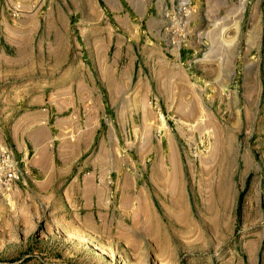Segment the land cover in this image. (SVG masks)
Wrapping results in <instances>:
<instances>
[{
	"label": "rangeland",
	"instance_id": "374dc122",
	"mask_svg": "<svg viewBox=\"0 0 264 264\" xmlns=\"http://www.w3.org/2000/svg\"><path fill=\"white\" fill-rule=\"evenodd\" d=\"M180 1L0 0V264H264V0H192L179 50ZM81 84L91 147L38 132Z\"/></svg>",
	"mask_w": 264,
	"mask_h": 264
},
{
	"label": "crops",
	"instance_id": "0c3cea01",
	"mask_svg": "<svg viewBox=\"0 0 264 264\" xmlns=\"http://www.w3.org/2000/svg\"><path fill=\"white\" fill-rule=\"evenodd\" d=\"M116 1H122V0H108V2H116ZM123 1H134V0H123ZM138 1V0H136ZM153 4H157L159 2L161 3H166V4H174L178 0H149ZM197 1V0H193ZM207 3H214L217 0H205ZM157 7V6H155ZM158 10V11H157ZM163 10L159 11V9L154 8V11L152 12V17L156 18L157 16H163ZM195 36L191 37L187 41V43L183 47V51L181 50V54H184V56H188L189 54L193 53L195 50H197V45L194 43ZM194 54V53H193ZM86 88L85 84H81L80 88L78 89L77 93L75 94L74 91H70V88L65 87V88H60L58 91L60 96L57 98L56 105L51 102V107L49 109V115H50V126L47 127H41L38 132L42 134L48 135L49 133L52 134L54 130L62 131L64 129L70 128L74 126V129L80 128L78 126L84 125V127H89L87 134H86V141L88 142L87 146L91 147L93 143L94 136L96 134V127H93L95 124V121L91 117H86V119L83 121L80 120V116L84 108H90L92 109L90 103L87 104L86 102L90 101L92 98L95 97L93 91L90 90V95L85 96L83 93V90ZM73 93V100L72 97L69 95ZM50 100H53L51 98ZM59 100V102H58ZM83 103V104H82ZM56 111L62 112V117L60 118H54V114H59ZM60 128V129H59ZM38 134V133H37ZM36 134V137H37ZM90 140V141H89ZM78 141V140H77ZM78 143H75V146H77ZM37 165H39L40 169L43 171V173H53L55 174L56 178L63 177L65 174H59L58 172H63L64 169L62 165H60L57 160L54 158H48L47 161H40ZM76 165L74 164V167ZM57 171V172H56ZM89 175V174H88ZM86 175L84 177V182L83 184L79 187L80 189V194L83 199V204H85L86 207H91V208H98L101 207L102 205H105V198L107 195L110 193V186L106 183L102 182H97V179L95 176H88ZM107 176V175H106ZM77 177V176H76ZM75 177V178H76ZM112 189V188H111Z\"/></svg>",
	"mask_w": 264,
	"mask_h": 264
},
{
	"label": "built area",
	"instance_id": "2783aa9c",
	"mask_svg": "<svg viewBox=\"0 0 264 264\" xmlns=\"http://www.w3.org/2000/svg\"><path fill=\"white\" fill-rule=\"evenodd\" d=\"M191 8H192V0H181L177 8V15L181 26L176 28L166 27L167 35L171 40V45L173 48L177 47L180 50L182 44L187 40L188 37L187 23L190 13L192 11ZM166 14L167 16H170V14H173L174 16L176 15V13H171L169 11H167Z\"/></svg>",
	"mask_w": 264,
	"mask_h": 264
},
{
	"label": "bare ground",
	"instance_id": "6f19581e",
	"mask_svg": "<svg viewBox=\"0 0 264 264\" xmlns=\"http://www.w3.org/2000/svg\"><path fill=\"white\" fill-rule=\"evenodd\" d=\"M72 236V235H71ZM99 247V250L102 252V253H106V250L102 247V246H98ZM110 253V252H109ZM110 258L111 259H115V256L113 253H110Z\"/></svg>",
	"mask_w": 264,
	"mask_h": 264
}]
</instances>
